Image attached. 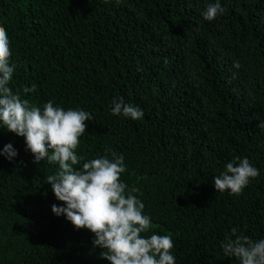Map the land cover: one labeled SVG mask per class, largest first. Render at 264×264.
Segmentation results:
<instances>
[{"label":"trees","instance_id":"1","mask_svg":"<svg viewBox=\"0 0 264 264\" xmlns=\"http://www.w3.org/2000/svg\"><path fill=\"white\" fill-rule=\"evenodd\" d=\"M209 2L0 0L9 86L31 104L92 114L75 152L123 154L119 179L152 220L141 235L171 236L175 264H239L220 248L230 230L264 237V0H221L207 21ZM115 97L143 118L112 114ZM5 143L18 155L0 156V264H110L89 230L52 214L58 165L33 163L24 138L0 129ZM234 157L260 172L238 195L213 184Z\"/></svg>","mask_w":264,"mask_h":264},{"label":"clouds","instance_id":"2","mask_svg":"<svg viewBox=\"0 0 264 264\" xmlns=\"http://www.w3.org/2000/svg\"><path fill=\"white\" fill-rule=\"evenodd\" d=\"M224 10L221 0H214L205 6L201 16L211 21ZM10 55L8 34L0 26V129L24 138L33 163L46 160L58 165L46 181L56 200L63 202L50 206L52 214L63 215L76 229L89 230L93 234L92 244L107 249L102 257L110 264H175L176 257L170 251L171 236L155 232L141 235L149 231L152 220L143 212V201L133 194L138 189H128L119 179L126 170L123 154L112 151L110 157L101 155L86 160L75 152L92 114L81 108L64 109L52 100L37 106L22 99L9 86L15 71ZM233 66L238 68L239 63L234 61ZM22 91L30 93L35 87L25 86ZM110 111L132 120L144 116L143 109L122 97L113 98ZM256 126L264 131V120H258ZM17 155L12 143L0 148V156L8 161ZM258 175L259 170L247 157H234L223 171L213 176V184L219 192L227 190L238 195ZM230 233L220 242L225 257H235L239 264H264V237L254 240L237 234L236 227Z\"/></svg>","mask_w":264,"mask_h":264}]
</instances>
